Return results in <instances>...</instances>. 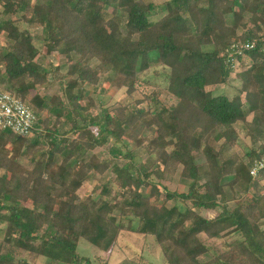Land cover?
<instances>
[{"label": "trees", "instance_id": "1", "mask_svg": "<svg viewBox=\"0 0 264 264\" xmlns=\"http://www.w3.org/2000/svg\"><path fill=\"white\" fill-rule=\"evenodd\" d=\"M163 6L149 0H0V35L11 41L0 48V89L37 117L28 136L0 130V264H32L19 257L21 250L50 264H92L79 244L97 246L105 229L117 231L114 243L123 231L153 236L167 264H264V167L251 174L264 162V144L239 157L236 129L243 122L253 141L255 131L264 135V0H165ZM30 25L47 31V55L58 53L68 63L55 99L36 91L55 72L37 62ZM255 40L256 49L232 68L227 48ZM157 67L167 71L171 105L137 88ZM110 74L125 97L93 114L98 106L84 89L94 91ZM231 74L242 82L238 94L207 90L227 85ZM72 81L79 84L65 86ZM152 138L166 146L146 145ZM107 144L124 165L94 154ZM133 146L146 147L143 165ZM109 172L121 191L114 201L104 199L109 185L96 199L81 198L86 182ZM177 172L188 191L167 189L162 198L152 177L163 181ZM169 202L177 205L169 209ZM202 209L218 215L207 219L198 214ZM225 234L241 241L202 263L214 251L202 236L211 241Z\"/></svg>", "mask_w": 264, "mask_h": 264}, {"label": "rangeland", "instance_id": "2", "mask_svg": "<svg viewBox=\"0 0 264 264\" xmlns=\"http://www.w3.org/2000/svg\"><path fill=\"white\" fill-rule=\"evenodd\" d=\"M155 3L159 8H164L163 4L165 0H149ZM161 9L157 10V15L152 16V19H158V16H161ZM30 31L34 36V42L36 48L39 50V56L37 58V62L43 64L46 69L52 70L55 73L51 76L50 83L45 86H38L37 92L42 96H50L55 99L58 96H61V83L63 77L66 75L68 71V63L66 59L58 53H52L51 55H47L45 48L43 46V40L47 38V31L39 26L30 25ZM11 43L10 38L7 34L0 35V48L2 46H8ZM1 56V55H0ZM1 60V57H0ZM132 72V65L130 66ZM167 71L161 67H157L151 69L149 74H146L145 77H149V83H138V90L142 94L154 92L158 95L160 101L163 102L164 105H171L174 103L173 97L169 94L167 90V80H166ZM115 74V73H114ZM114 74H110L107 80H103L94 91L91 87H85V97L92 96L95 101V104L98 106L97 110H93V114H97L100 112V109L105 107H114L116 106L124 97L125 90H121L119 93L117 88L111 83V80L114 77ZM79 84V82L72 81L69 84H66V87H72ZM242 86V82L237 77V74H231L230 79L227 85H217L214 87H209L207 90L211 91L215 95H234L238 94L240 88ZM35 92H33L34 94ZM242 99L245 102V95L242 96ZM87 102L84 101L83 104ZM162 104L154 105L155 108H160ZM142 108L148 109L149 104L145 103ZM253 119V114L248 115L247 121L251 123ZM61 125L59 126L61 132H65L68 130V126L66 120L63 119L61 121ZM236 129L239 133V148L238 156L243 157L245 154L249 153L252 148L259 149L261 145L264 144V135H262L259 131H255V136L257 138L256 141H253L248 135V129L243 122H240L236 125ZM31 138V137H30ZM152 144L158 146L160 148H164L166 146L165 142L157 143L154 138H152L149 143L146 145ZM112 144H107L102 148H98L94 154L99 158L107 159L111 157L112 153ZM133 153L137 156L138 165H143L148 157V151L146 147H136L133 146ZM112 158V157H111ZM114 163L118 165H124L125 161L112 158ZM247 160V157H245ZM264 163V162H263ZM230 167H228L229 170ZM94 179L86 182L84 187L80 190L79 194L82 199H86L88 196L96 199L99 197V193L102 188L105 186H110L109 195L105 196L104 199L107 201H114V198L120 195V190L117 188L116 183L114 182L115 176L112 173H108L102 177L95 176ZM152 182L156 186L157 189H160L162 198L166 195V190H170L172 192H187L189 189V183L183 179H181L180 173L177 172L175 175L168 176L163 181H158L156 177H152ZM159 182L161 184H159ZM205 179L200 180V185L204 184ZM147 194L149 191L146 192ZM248 197L250 195H247ZM252 199V197H250ZM120 200V198H119ZM230 208L233 207V204L230 203ZM175 203L169 202L167 203V207L169 209L173 208ZM178 208L184 210L183 206L179 205ZM118 214V213H117ZM198 214L207 218L212 219L217 217L216 212L208 211L206 209H202L198 211ZM188 225V224H186ZM116 230L108 232L105 229L104 234L97 241V246L90 245L87 241L82 240L79 244L78 251L79 254L83 257H87L90 259L92 264H167L165 257L161 251L160 246L157 244L155 238L153 236H145L140 235L139 233H135L132 231H123L118 233V237L115 240ZM4 237V225L0 224V247L2 246V241ZM206 243L210 242V244L214 245V251L211 254H207L200 259L202 263L210 262L214 256H219L226 252L229 246H234L241 241V238L238 234H225L223 237L219 239H214L211 241H207L206 237L202 236ZM114 244V245H113ZM24 245L23 248H25ZM110 246V248H109ZM19 257L25 258L29 260L32 264H50L47 259L40 256H35L26 252L25 250L20 251ZM229 257L227 255L226 259ZM107 261V263L105 262ZM219 264V263H215ZM224 264V263H223Z\"/></svg>", "mask_w": 264, "mask_h": 264}, {"label": "built area", "instance_id": "3", "mask_svg": "<svg viewBox=\"0 0 264 264\" xmlns=\"http://www.w3.org/2000/svg\"><path fill=\"white\" fill-rule=\"evenodd\" d=\"M258 42L233 44L226 50L228 62L232 68H239V57H244L246 51H253ZM264 53V47L262 49ZM37 123L34 111L22 100L8 90L0 89V130L9 131L16 136H28ZM264 167L263 162H257L251 169V174L256 176Z\"/></svg>", "mask_w": 264, "mask_h": 264}]
</instances>
